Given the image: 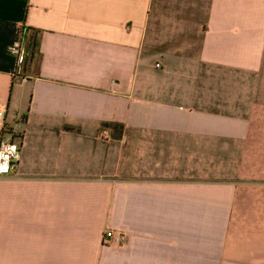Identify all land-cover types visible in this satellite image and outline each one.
Listing matches in <instances>:
<instances>
[{
	"label": "crops",
	"instance_id": "1",
	"mask_svg": "<svg viewBox=\"0 0 264 264\" xmlns=\"http://www.w3.org/2000/svg\"><path fill=\"white\" fill-rule=\"evenodd\" d=\"M0 109V264H264V0H0Z\"/></svg>",
	"mask_w": 264,
	"mask_h": 264
},
{
	"label": "built area",
	"instance_id": "2",
	"mask_svg": "<svg viewBox=\"0 0 264 264\" xmlns=\"http://www.w3.org/2000/svg\"><path fill=\"white\" fill-rule=\"evenodd\" d=\"M9 53L20 57V61L23 60L24 56V46L22 42L16 41L8 48ZM5 112L0 109V117H4ZM102 137L108 139V131L104 130L102 132ZM21 158V148L20 145L13 140L1 139L0 140V177L6 176L12 173L16 168L19 160ZM117 233L113 230H109L105 234L104 240L109 242L115 238ZM121 237L124 238V235L121 234Z\"/></svg>",
	"mask_w": 264,
	"mask_h": 264
},
{
	"label": "rangeland",
	"instance_id": "3",
	"mask_svg": "<svg viewBox=\"0 0 264 264\" xmlns=\"http://www.w3.org/2000/svg\"><path fill=\"white\" fill-rule=\"evenodd\" d=\"M104 243H108V242L104 240Z\"/></svg>",
	"mask_w": 264,
	"mask_h": 264
}]
</instances>
